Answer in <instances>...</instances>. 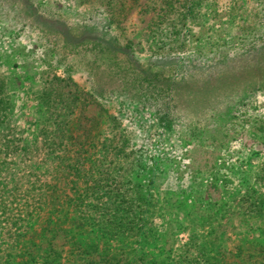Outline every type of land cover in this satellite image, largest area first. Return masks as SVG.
I'll return each mask as SVG.
<instances>
[{
	"label": "rangeland",
	"instance_id": "obj_1",
	"mask_svg": "<svg viewBox=\"0 0 264 264\" xmlns=\"http://www.w3.org/2000/svg\"><path fill=\"white\" fill-rule=\"evenodd\" d=\"M203 1L0 0V264H264V0Z\"/></svg>",
	"mask_w": 264,
	"mask_h": 264
},
{
	"label": "trees",
	"instance_id": "obj_2",
	"mask_svg": "<svg viewBox=\"0 0 264 264\" xmlns=\"http://www.w3.org/2000/svg\"><path fill=\"white\" fill-rule=\"evenodd\" d=\"M203 2H204L203 0H160L161 6L159 7L158 15H159V18L161 20H166V21L169 18L171 19V21H173L174 17H176L178 19H185L186 20L188 18L195 17L203 9V6H202ZM103 43L105 45H107V41H105ZM125 50H127V51H125ZM130 51H131L130 48H126V49L118 50L117 52L121 53V54H126L127 56H129L130 60L132 59V61L135 63L136 59H135L134 55L131 54ZM160 59L161 58H159L157 60H160ZM216 63H218V62H216ZM212 64H214V63H212ZM192 80L193 79H189V80L187 79L184 83H182L183 81L180 83L181 84L180 88H178V90L175 92V100H174L175 102L177 100L178 92L180 89H182L183 91H192V93L197 92L198 95H201L202 93L205 92V86L198 85L196 87V84H194V81H192ZM199 80L203 81V79H201V78ZM207 83H208L207 87H209L208 91H211L212 87H211V79L210 78L208 79ZM192 96H193L192 94L189 95V97H192ZM78 164H80V166ZM82 164H83V162L80 161V159H73V162L65 163V168L67 170H69V169H75L76 170V167H78L80 169ZM79 176H81V173H79ZM57 178H60V176ZM70 181L74 183V181H72V180H70ZM58 182L59 181L55 180V182L53 183L54 189L56 188L55 193L53 191L54 199H55L53 201V203L56 204L55 205L56 209H54V210L57 211L58 213L63 212L62 216H64V217L62 219V222H60L58 224H56V222H55V226H56L57 230H61V231L67 230L66 232H72L76 228H78V226L80 224L77 226L65 224L67 221V218H68L66 216L67 210H65L64 207L62 206V200H61L62 198L60 196V193H64L63 194L64 196H70L69 192H67V183L69 181H67V182L64 181L65 186H63L62 188L60 187V185H58ZM79 190H81L80 186H79ZM61 208H63V209H61ZM32 258H33L32 256H29L28 259H22L21 261L17 262V264H29L31 262V260H33Z\"/></svg>",
	"mask_w": 264,
	"mask_h": 264
}]
</instances>
